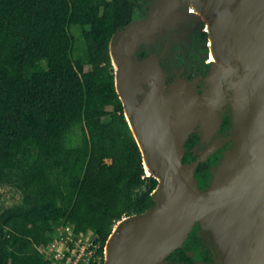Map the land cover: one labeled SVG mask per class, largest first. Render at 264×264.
<instances>
[{"label":"trees","instance_id":"16d2710c","mask_svg":"<svg viewBox=\"0 0 264 264\" xmlns=\"http://www.w3.org/2000/svg\"><path fill=\"white\" fill-rule=\"evenodd\" d=\"M138 2L0 0V188L21 196L0 204V264H49L59 222L93 230L105 255L116 222L153 206L158 180L146 174L109 50ZM197 140H187L184 162ZM217 157L198 165L201 188ZM200 239L196 226L168 259L206 256Z\"/></svg>","mask_w":264,"mask_h":264},{"label":"water","instance_id":"95a60500","mask_svg":"<svg viewBox=\"0 0 264 264\" xmlns=\"http://www.w3.org/2000/svg\"><path fill=\"white\" fill-rule=\"evenodd\" d=\"M202 1L210 22L189 0H152L146 16L111 37L116 89L146 174L158 184L151 208L116 222L104 264H264V0ZM193 17L210 26L217 58L205 77L189 79L176 67L168 83L161 59L183 51ZM158 47L163 55L152 51ZM227 110L232 128L224 137ZM193 134L197 158L184 162ZM225 140L233 145L201 188L196 169ZM195 224L210 260L170 261Z\"/></svg>","mask_w":264,"mask_h":264},{"label":"flooded vegetation","instance_id":"af4514ba","mask_svg":"<svg viewBox=\"0 0 264 264\" xmlns=\"http://www.w3.org/2000/svg\"><path fill=\"white\" fill-rule=\"evenodd\" d=\"M151 2L152 0H139L137 8L135 10V17L133 18V20L146 16L150 8ZM192 11L198 12V10L193 7H192ZM198 24H199V20L195 19V17L189 19V24L185 27L186 28V31H185L186 39L183 41V44H182L184 51L181 54H174L171 57L165 56L161 59L163 67L168 72V77H167L168 83H170L175 77L176 73H174V69L176 67H182L183 75L188 77L189 79H193L194 77H197V76L205 77L207 75L209 67H210V58L204 57V56H205V53H208L210 51V46L208 43L210 42V39H209L210 29L206 25V23H204L201 27L202 29L200 33L193 36L192 33L195 32ZM152 51L160 55H163L162 52L164 50L158 47L156 49H152ZM148 54L149 52L144 50L139 54V57L142 58V57L147 56ZM202 84L203 83H200V88L202 87ZM230 117H231L230 111L227 110L223 116L222 126L220 129L221 136L228 137L229 135H231L230 130L232 126L230 123V119H231ZM225 118H227L228 120L227 123H225ZM198 141H199V136H198V140L196 141V143ZM232 145L233 144L230 141L225 140L224 144L214 154H211L208 157L209 159L211 156L218 154L216 162L213 165H211V167L217 163L218 159L222 156L224 149L227 146L231 147ZM194 156L197 158V155H194ZM196 226H198V236L201 238V236L199 235L200 226L198 224H195L193 228H195ZM200 245L203 247V250L206 252V256L205 255L201 256V254L197 253L194 249L187 250L188 253L189 252L193 253V256L188 255L190 258H192V261L188 263H193L196 260H203V261L210 260L209 252L208 250H206L205 245L202 243V238L200 239Z\"/></svg>","mask_w":264,"mask_h":264},{"label":"built area","instance_id":"2783aa9c","mask_svg":"<svg viewBox=\"0 0 264 264\" xmlns=\"http://www.w3.org/2000/svg\"><path fill=\"white\" fill-rule=\"evenodd\" d=\"M99 249L100 237L93 230L77 233L71 225L59 222L44 254L49 264H104L105 255Z\"/></svg>","mask_w":264,"mask_h":264},{"label":"rangeland","instance_id":"374dc122","mask_svg":"<svg viewBox=\"0 0 264 264\" xmlns=\"http://www.w3.org/2000/svg\"><path fill=\"white\" fill-rule=\"evenodd\" d=\"M201 27H202V25L198 24L195 32L192 33V35L194 36V35L199 34L201 29H202ZM182 74H183V70H182ZM198 87L200 88V84L198 85ZM20 197H21L20 194L17 191H15L13 188H11V187L2 186L0 188V204L3 205V206H9V205L13 204L14 202L19 201Z\"/></svg>","mask_w":264,"mask_h":264},{"label":"bare ground","instance_id":"6f19581e","mask_svg":"<svg viewBox=\"0 0 264 264\" xmlns=\"http://www.w3.org/2000/svg\"><path fill=\"white\" fill-rule=\"evenodd\" d=\"M173 1V0H172ZM190 2H191V4H194V6L196 7V9L198 10V13L200 14V15H202L203 16V19L205 20V19H208V21L210 22V18L208 17V15L205 13V10L203 11V7H204V4H203V1L202 0H189ZM199 5V6H198ZM193 7V6H192ZM209 28H210V26H208ZM213 43H214V41H213V39L212 40H210V42H209V46H212V50H210V55H209V58H210V62L211 61H214L216 58H217V56H216V52H215V49H214V47H213ZM148 171V170H147ZM148 173H150L149 171H148Z\"/></svg>","mask_w":264,"mask_h":264}]
</instances>
